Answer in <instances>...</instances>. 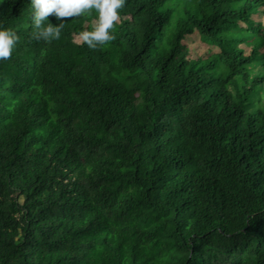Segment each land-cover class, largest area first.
<instances>
[{
  "label": "trees",
  "instance_id": "obj_1",
  "mask_svg": "<svg viewBox=\"0 0 264 264\" xmlns=\"http://www.w3.org/2000/svg\"><path fill=\"white\" fill-rule=\"evenodd\" d=\"M257 7L127 0L92 50L95 10L45 43L30 0H0L20 38L0 62V264H264V122L224 88L256 54L217 42ZM196 36L221 45L226 80L191 58Z\"/></svg>",
  "mask_w": 264,
  "mask_h": 264
},
{
  "label": "rangeland",
  "instance_id": "obj_2",
  "mask_svg": "<svg viewBox=\"0 0 264 264\" xmlns=\"http://www.w3.org/2000/svg\"><path fill=\"white\" fill-rule=\"evenodd\" d=\"M241 6L237 7V10ZM257 28L264 30V10L257 7L249 12L245 22L237 23L232 33L222 34L217 42L228 44L229 48L240 51L245 55L256 54L252 64L248 68L246 80L236 79L228 85L225 90L230 94L231 102L241 110L264 122V52L260 50L259 43L253 35ZM191 58L198 63V67L205 69L207 78L211 81H224L228 78V68L222 59V49L219 43L207 41L201 37H192L189 41Z\"/></svg>",
  "mask_w": 264,
  "mask_h": 264
},
{
  "label": "clouds",
  "instance_id": "obj_3",
  "mask_svg": "<svg viewBox=\"0 0 264 264\" xmlns=\"http://www.w3.org/2000/svg\"><path fill=\"white\" fill-rule=\"evenodd\" d=\"M127 0H30L33 8L32 39L37 42L51 43L59 40L66 20L79 18L82 14H97L96 20L78 36L89 49L97 50L116 39L114 25L120 20L118 10H123ZM60 23L54 25L49 18ZM19 36L11 28L0 27V62L11 59L19 41ZM264 97V92L261 93Z\"/></svg>",
  "mask_w": 264,
  "mask_h": 264
}]
</instances>
